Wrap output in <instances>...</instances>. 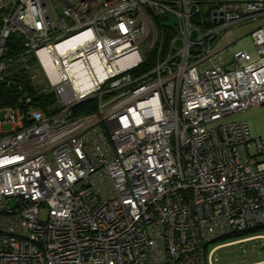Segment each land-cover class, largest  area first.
Wrapping results in <instances>:
<instances>
[{
  "label": "built area",
  "instance_id": "2783aa9c",
  "mask_svg": "<svg viewBox=\"0 0 264 264\" xmlns=\"http://www.w3.org/2000/svg\"><path fill=\"white\" fill-rule=\"evenodd\" d=\"M259 19L256 59L214 60ZM12 35L59 107H0V264H215L264 226V136L233 119L264 104V0H0V83Z\"/></svg>",
  "mask_w": 264,
  "mask_h": 264
},
{
  "label": "rangeland",
  "instance_id": "374dc122",
  "mask_svg": "<svg viewBox=\"0 0 264 264\" xmlns=\"http://www.w3.org/2000/svg\"><path fill=\"white\" fill-rule=\"evenodd\" d=\"M250 26H243L237 29V32L233 33L231 36H226L224 40L225 43H231V41H235L237 35H242V38L234 44V51L246 50L250 54H252L253 59L258 57L257 50L254 45L253 38L251 33L247 36H244L248 33ZM244 36V37H243ZM241 37V36H240ZM223 45V44H222ZM143 52V51H142ZM144 53V52H143ZM28 60V63L33 64V59ZM33 59V60H32ZM39 64V61L37 62ZM37 70H22L23 63L19 62L18 59L9 66L7 72V78L12 75H15L19 71L27 70L28 77L32 80L33 86L36 88L37 94L41 93H50L54 92L56 95V102L48 107V110H53L59 107V95L55 86L51 85V82L45 72V70L41 66H36ZM24 69V68H23ZM233 119H244L247 120L252 135L254 137L264 136V104L258 106L256 108L250 109L246 112L240 113L236 115ZM11 129L10 124H5L2 126V130L8 131ZM252 162H254V158H252ZM259 230L247 232L241 234L239 236H234L230 241H215L210 243L209 249L213 246L223 244L215 253L216 256H219V261H215V264H255L261 261H264V237H255L258 235H264V227H258ZM242 232V231H241ZM254 237V238H251ZM244 238H249L246 240L238 241Z\"/></svg>",
  "mask_w": 264,
  "mask_h": 264
},
{
  "label": "trees",
  "instance_id": "16d2710c",
  "mask_svg": "<svg viewBox=\"0 0 264 264\" xmlns=\"http://www.w3.org/2000/svg\"><path fill=\"white\" fill-rule=\"evenodd\" d=\"M9 54L8 57H14L17 59L22 52L21 46L18 41L17 35H12L8 41ZM153 65V62H147L135 69L136 73H141L149 70ZM22 70H25L22 68ZM27 72V70H26ZM25 71H19L15 75L6 78L4 82L0 83V107L14 106L18 103L19 99L24 95H30L32 97V104L41 109H48L56 102V95L54 92L37 94L35 86H33L32 80L28 77ZM96 99H88L74 106L73 113L75 115L88 113L95 109ZM264 227V226H263ZM259 228L249 229L242 232H236L227 236L219 238L217 241H230L234 236L256 231ZM227 242V241H226Z\"/></svg>",
  "mask_w": 264,
  "mask_h": 264
},
{
  "label": "crops",
  "instance_id": "0c3cea01",
  "mask_svg": "<svg viewBox=\"0 0 264 264\" xmlns=\"http://www.w3.org/2000/svg\"><path fill=\"white\" fill-rule=\"evenodd\" d=\"M260 19L259 20H251L248 22H244L241 23L237 26H235L229 33H225L221 36H219L215 41H214V48L218 51V56H216L214 58V60H218L219 59V54L220 56H223L222 61L224 63V67L226 68H232L233 67V62H234V56H233V46L235 43H237L241 38L242 35H237L235 41H231V43H225L224 40L226 39V36H231L233 33L237 32V29L243 26H250V29L248 31V33L244 36H247L251 33V31L259 24ZM241 36V37H240ZM243 36V37H244ZM223 44V45H222ZM231 47V48H230ZM224 50V52H220V50ZM220 52V53H219Z\"/></svg>",
  "mask_w": 264,
  "mask_h": 264
},
{
  "label": "water",
  "instance_id": "95a60500",
  "mask_svg": "<svg viewBox=\"0 0 264 264\" xmlns=\"http://www.w3.org/2000/svg\"><path fill=\"white\" fill-rule=\"evenodd\" d=\"M211 8L212 6H208V5L204 6V13H208Z\"/></svg>",
  "mask_w": 264,
  "mask_h": 264
},
{
  "label": "bare ground",
  "instance_id": "6f19581e",
  "mask_svg": "<svg viewBox=\"0 0 264 264\" xmlns=\"http://www.w3.org/2000/svg\"><path fill=\"white\" fill-rule=\"evenodd\" d=\"M48 70L53 73L55 72V67L54 66H48Z\"/></svg>",
  "mask_w": 264,
  "mask_h": 264
}]
</instances>
